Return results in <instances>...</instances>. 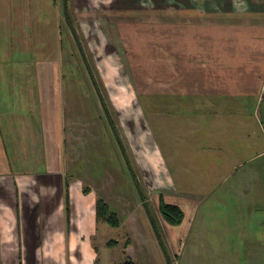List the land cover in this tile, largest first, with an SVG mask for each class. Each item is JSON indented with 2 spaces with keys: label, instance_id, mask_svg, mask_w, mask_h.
<instances>
[{
  "label": "rangeland",
  "instance_id": "rangeland-1",
  "mask_svg": "<svg viewBox=\"0 0 264 264\" xmlns=\"http://www.w3.org/2000/svg\"><path fill=\"white\" fill-rule=\"evenodd\" d=\"M190 3L31 0L39 16L23 25L35 45L25 61L40 69L50 60L67 76L64 93L79 111L73 114L82 109L86 118L75 124L84 171L109 183L119 178L113 189L146 199L156 219L145 223L156 236L155 224L170 260L154 255L146 264H264V37L248 31L251 41L233 38L247 42L248 66L228 89L220 83L210 94L209 76L200 82L202 70L193 65V44L211 39L183 23L191 21ZM7 58L0 64L20 71V62ZM164 178L173 189L155 190ZM160 196L183 211L174 244L157 222ZM108 224L115 234L108 244H119L126 259L132 241L125 225Z\"/></svg>",
  "mask_w": 264,
  "mask_h": 264
},
{
  "label": "crops",
  "instance_id": "crops-1",
  "mask_svg": "<svg viewBox=\"0 0 264 264\" xmlns=\"http://www.w3.org/2000/svg\"><path fill=\"white\" fill-rule=\"evenodd\" d=\"M22 2L23 8L20 0H0V57L3 62L8 57L9 62L21 65L16 67L21 72L13 74L6 70V64H0V264H120L127 259L146 264L154 255L165 257L152 225L145 223L156 218L146 209L143 195L141 199L124 196L112 186L119 178L109 183L103 176L91 178L84 171L80 129L75 124L85 123L86 118L82 109L81 114H73L77 103L72 93H64L69 88L64 86L67 76L57 73L52 61L40 69L26 63L35 45L23 25L26 21L25 29L30 27L34 12L31 0ZM260 2L193 0V14L186 16L191 21L185 19L183 23L209 32L210 41L193 44V65L202 70L201 75L209 76L210 94L218 92L220 83L224 91L233 76L244 75L247 42L233 38L251 41L256 36H249L248 31L264 37V7ZM34 14L39 16V11ZM185 67L188 74L189 63ZM78 165L82 170L76 173ZM168 179H160L154 189L165 187L163 184L173 189ZM169 190L166 192L173 193ZM162 196L175 202L166 194ZM100 198L120 215V226L125 225L131 237L132 243L124 248L126 259L119 252V244H108L115 234L105 219L97 217ZM119 204L128 207L121 211ZM157 219L169 243L180 240L176 226L163 225L161 216ZM100 232H104L101 237Z\"/></svg>",
  "mask_w": 264,
  "mask_h": 264
},
{
  "label": "trees",
  "instance_id": "trees-1",
  "mask_svg": "<svg viewBox=\"0 0 264 264\" xmlns=\"http://www.w3.org/2000/svg\"><path fill=\"white\" fill-rule=\"evenodd\" d=\"M66 209H67V213L69 214L68 197L66 200ZM158 209H159L161 217L163 218L165 223L168 225H171V226L178 225L183 219L182 209L178 205H175L172 203H167V202L163 201L162 196H160V199H159ZM96 212H97L98 218H103L108 223H110L112 225L120 224V222L117 219L116 212H114L109 207L108 203L106 201H104L102 198L98 199L96 202ZM155 231H156V235H157L158 241L160 243V246H161V248H162V250H163V252L167 258V261L170 263L166 249H165L164 244L161 240L160 233L157 230L156 226H155ZM120 264H138V263L134 262L131 259H127Z\"/></svg>",
  "mask_w": 264,
  "mask_h": 264
}]
</instances>
